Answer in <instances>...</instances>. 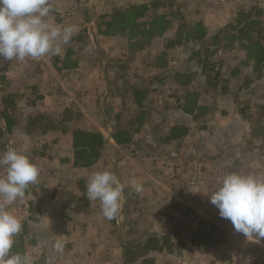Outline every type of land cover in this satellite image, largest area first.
<instances>
[{
	"label": "crops",
	"instance_id": "0c3cea01",
	"mask_svg": "<svg viewBox=\"0 0 264 264\" xmlns=\"http://www.w3.org/2000/svg\"><path fill=\"white\" fill-rule=\"evenodd\" d=\"M151 1L51 0L54 11L47 21L78 29L69 43L61 45L59 54L0 67V118L9 114L7 130L15 134L19 151L40 169L37 183L29 186L24 199L7 206L22 223L14 245H21L18 249L29 264H192L195 257L202 259L205 250L218 255L225 245L196 250L195 257L184 251H140L136 245L153 236L150 229L159 222L152 197L161 193L150 173L162 168L159 163L165 164L161 183L175 187L180 179L187 201L201 204V215L213 218L210 222L217 228L225 226L209 200L220 186L217 181L233 172L264 178V69H255L245 48L257 42L264 50L262 13L252 0L230 18V31L226 25L213 31L198 20L195 23L206 31L202 41L165 50L164 71L171 68L173 56L176 66L184 67L183 52L192 48L194 56L203 60L207 56L206 65L216 67L215 90L195 89L196 73L183 71L194 74L188 89L197 93L195 102L203 107L195 119L182 110L186 88L173 80L161 101L152 90L151 75L163 72L154 64L163 46L155 49L154 40L141 52H132L124 37L98 35L87 15L88 9L106 15ZM165 15L172 20L175 13ZM219 20L224 22L223 17ZM169 31L174 34V23ZM246 31L247 40L241 42ZM228 52L236 53L229 74ZM216 56L219 59L212 65ZM202 71L199 74L204 75ZM210 82L207 77L206 84ZM129 86L134 89L128 90ZM211 93L217 99L205 100ZM175 126L185 129V134L165 142ZM75 131L102 136L95 162L88 165L84 155H76L77 150L87 153L74 145ZM105 170L124 185L122 209L112 221L103 217L99 201L86 197L88 177ZM0 175H6L2 166ZM194 177L201 181L197 193L186 189ZM133 180L142 184L143 191L132 189ZM227 227H233L230 221ZM57 236L65 244L63 254L53 248ZM225 238L226 244L235 241L230 235ZM242 238L251 245L247 253L251 264H264V239ZM189 248L195 250L190 245L185 249Z\"/></svg>",
	"mask_w": 264,
	"mask_h": 264
},
{
	"label": "clouds",
	"instance_id": "9594fccd",
	"mask_svg": "<svg viewBox=\"0 0 264 264\" xmlns=\"http://www.w3.org/2000/svg\"><path fill=\"white\" fill-rule=\"evenodd\" d=\"M53 11L51 0H0V59L23 62L28 57L59 54L61 45L69 43L78 29L75 25L49 23L46 18ZM0 166L6 172L0 176V264H29L26 255L11 251L22 223L7 206L24 199L29 186L37 183L40 169L13 147L0 154ZM131 187L136 193L143 191L142 184L135 180ZM123 190L124 185L113 172L98 171L88 177L86 197L90 202L99 201L103 217L112 221L121 212ZM209 200L235 232L256 242L264 239V178L226 174ZM53 248L63 254L65 244L59 236Z\"/></svg>",
	"mask_w": 264,
	"mask_h": 264
},
{
	"label": "rangeland",
	"instance_id": "374dc122",
	"mask_svg": "<svg viewBox=\"0 0 264 264\" xmlns=\"http://www.w3.org/2000/svg\"><path fill=\"white\" fill-rule=\"evenodd\" d=\"M251 3L252 0H160V4L156 8L150 9L149 13L151 16H154L157 14H169L170 12H174L175 15H173L171 19L174 21L175 28L178 23L192 24L197 22L198 20H201L204 21V23H207L208 28L213 29V31L214 29L220 28V26H222L221 28H223L225 25L226 26L224 28L228 30V26L232 25L230 24V18H233L236 13L242 12L244 7ZM87 15L89 18H91L93 27L95 28L97 18L104 14H97L96 10L91 13L88 9ZM219 17H223L224 22H220ZM171 34L172 33L169 31L167 33V36L169 37L171 36ZM162 46L163 42L161 39L156 40L153 43V47L155 49H160ZM195 52V48L188 49L183 52L185 58L183 63L184 67L182 66L178 68L176 66L177 61L174 60V58L176 57L173 56L171 57L172 66L170 69L159 72L156 75H151L153 81L152 90L154 92H158L159 101H161V98L163 99V97H165V95H167L169 91H171V82L174 80L173 74L176 73V71H194L196 75L195 78L193 76L195 81L192 87H194L195 89H203V87L210 89V83L206 84V79L207 77H210V79L213 77L214 73H216V67L213 68V71L208 70L210 67L204 64L205 62L203 61V58L194 56ZM235 54V52L226 53L225 60L228 61L227 74H229V72H231L232 70V64H230V60L234 57ZM218 59V56L212 57V65L217 63ZM196 63H199V65H196ZM205 65V74H199L204 69ZM146 77H149V74ZM207 98L211 101L217 99V97L213 93L206 96L205 100H207ZM7 116H9V114H6L4 117L0 118V142L2 145V148L0 147V151L2 150V152H4V133L5 130H7ZM159 165H161L160 167L162 168H158V170H152L154 174H152V172L150 173L154 183L157 184V191L161 193V195L152 197L153 199L151 198L152 200L157 202L159 222L157 228L150 230H152V233H154L152 234L153 236H167L170 238L168 244L166 245V247L168 248L166 251L176 253L184 251L188 255H190V257H195L194 255H192V252H195L196 250H200L202 248L210 247L191 246L189 242L190 235L192 232L201 228L202 224H205L207 228H209V225L211 224L210 221L213 218H207V216L205 217L201 215V204L197 202L189 203L187 201V194L183 193V189L180 185V179L177 180V184H173L175 187H172L171 184L168 185L166 181L163 185L160 179L162 178L161 176L166 177V173L164 172V170H162L163 166L165 167V164L159 163L158 166ZM147 179L148 181L152 182L149 177H147ZM164 179L165 178H163V180ZM189 182L192 183V186L188 188L187 184L186 189H194L195 193H197V184L201 182L200 179L194 177ZM217 183H219L220 185L221 181H217ZM223 221V224H225V226H223V228H218L219 231L223 233L224 238L226 237V235H230L231 240L233 239L235 241L231 244H226L225 238V242L219 246L225 245L226 247H223V251H220L218 255L213 256L210 251L206 252L205 250L204 254L202 256H199L202 259H199L198 261L197 257H195V262H193L192 264H251L250 257L247 255L248 251H250L251 245L246 243V239L244 240L242 238V236H244L242 233L235 232L233 227H227V223L229 222V220L224 219ZM238 239L243 240L241 243H237ZM189 245L195 250H192L191 248H189L188 250L185 249L186 246Z\"/></svg>",
	"mask_w": 264,
	"mask_h": 264
},
{
	"label": "trees",
	"instance_id": "16d2710c",
	"mask_svg": "<svg viewBox=\"0 0 264 264\" xmlns=\"http://www.w3.org/2000/svg\"><path fill=\"white\" fill-rule=\"evenodd\" d=\"M160 4V0H153L149 4H140L137 6H130L124 9H116L109 14L102 15L97 18L95 31L98 35L104 37L122 36L126 39L129 48L132 52H141L145 47L149 46L154 40L161 39L163 42V51H158L154 58L155 67L161 71L166 69L165 50L171 49L176 46H183L190 42H200L206 36V31L201 23H178L174 34L167 36L168 31L173 27V20L167 18L165 14H157L151 16L150 9L156 8ZM246 34L243 33L241 42L247 40ZM244 46V43H242ZM246 48L247 59L254 62L255 69H264V50L257 44V42L249 43ZM197 55V54H195ZM207 57V56H206ZM204 58V64H207V58ZM212 64V63H211ZM208 70L213 71V67L209 66ZM206 66L202 72L206 71ZM217 73H214L210 82V89L215 90ZM175 83L182 88H186L183 93L182 110L188 115L193 116L195 119L201 115L202 108L195 102L197 93L188 89L193 80L194 74L189 72H176L173 74ZM129 89H134L129 86ZM221 91L224 92L223 86ZM199 112V113H198ZM185 134V129L175 126L170 130L169 136L164 141L175 140ZM73 143L77 148L85 150L84 153H79L77 150L76 155H84L83 159L86 164L95 162L99 157V149L103 144V138L97 133H85L75 131L73 132ZM170 238L167 236H149L144 244H138V248L142 252L167 250L166 245ZM189 242L193 247H212L218 246L225 242L223 233L219 229L210 224L209 228L205 224L201 228L191 233ZM21 245H14L12 251L14 253L22 254L18 249Z\"/></svg>",
	"mask_w": 264,
	"mask_h": 264
},
{
	"label": "built area",
	"instance_id": "2783aa9c",
	"mask_svg": "<svg viewBox=\"0 0 264 264\" xmlns=\"http://www.w3.org/2000/svg\"><path fill=\"white\" fill-rule=\"evenodd\" d=\"M253 3H254V6L257 9H259L260 12L262 13L263 23H264V0H253ZM9 64H10V62L0 59V67H2V66L5 67V66H8ZM8 147H13L19 151V146H18V142L16 140L15 134L12 133L11 131L5 130V133H4V151H6V149Z\"/></svg>",
	"mask_w": 264,
	"mask_h": 264
}]
</instances>
